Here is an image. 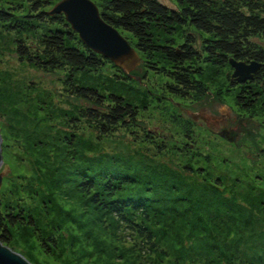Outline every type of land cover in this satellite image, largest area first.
I'll use <instances>...</instances> for the list:
<instances>
[{
    "label": "trees",
    "instance_id": "1",
    "mask_svg": "<svg viewBox=\"0 0 264 264\" xmlns=\"http://www.w3.org/2000/svg\"><path fill=\"white\" fill-rule=\"evenodd\" d=\"M56 1L0 0V30L12 35L18 59L44 72L62 71L63 92L84 101L69 119L84 120L98 138L122 129L136 141L149 142L158 153L168 151L185 159L180 169L171 168L128 153L96 149L85 139L73 154L75 143L71 144L68 154L54 140V154L62 156L47 193L40 195L48 198L42 207L53 202L47 196L50 188L75 196L95 223L118 231L117 238L134 240L135 257L141 261L169 252L166 243L161 248L158 236L168 227L182 235L177 238L181 245L171 252L176 264H264V247L254 241L264 239V234L247 228L251 216L238 197L227 193L217 171L193 161L192 124L186 121L183 139H167L173 142L151 134L141 125V108L128 91L144 82L142 91L155 100L161 95L199 99L207 90L206 72L220 69L239 109L251 112L258 106L264 111V45L254 40H264V0H172L173 6L160 0H104L98 5L101 17L140 56L132 70L139 80L87 47L62 13H49ZM230 58L260 66L251 79L238 81L232 77ZM104 69L108 73L103 80L93 77ZM255 191L256 198L247 200L253 206L262 194ZM48 212L0 199V241L11 247L16 229L24 228L53 253L60 243L54 231L63 228L64 220ZM71 219L81 221L74 215ZM159 262L175 264L171 258L161 257Z\"/></svg>",
    "mask_w": 264,
    "mask_h": 264
},
{
    "label": "rangeland",
    "instance_id": "2",
    "mask_svg": "<svg viewBox=\"0 0 264 264\" xmlns=\"http://www.w3.org/2000/svg\"><path fill=\"white\" fill-rule=\"evenodd\" d=\"M92 1L97 6L104 2ZM160 1L174 5L172 0ZM254 40L264 45V40ZM107 73L108 70L104 69L93 77L98 75L103 80ZM62 77L60 70L44 72L20 61L14 51L12 35L0 30V135L3 159L0 166V170L3 169L0 199L12 204L20 201L37 208L38 212H53L64 220L63 228L56 227L54 231L60 243L53 253H47L40 240L24 228L16 229L11 248L33 264H164L159 262L161 257L166 260L171 258L175 264L178 263L171 252L173 246L181 245L177 238L182 235L175 234L174 229L165 227L158 232L161 248L166 243L165 249L169 246V252L141 261L135 257L138 251L133 246L134 240L125 236L117 238L118 231L103 228L105 223H95L87 217L75 196L63 190L58 194L50 188L49 191L55 194L49 193L47 196L53 202H47L49 206L42 207L48 198L40 195L47 193L54 167L62 156L54 154L57 150L53 145L56 140L59 149L62 147L63 152L66 149L68 154L71 153L68 151L71 144L75 143L73 154L83 147L82 139H85L96 149L128 153L166 167L180 169L178 165L185 159L168 151L158 153L149 142L136 141L122 129L98 138L84 120L69 119L77 115L75 109L84 101L63 92ZM150 79L154 81L153 77ZM203 81L207 90L199 99L165 98L161 95L155 100L142 91L146 87H143L144 82H139L128 91L141 108V125L151 134L167 142L171 141L168 138L181 140L186 121L192 124L194 141L189 142L196 149L193 161L217 171L215 175L223 178L227 193L238 197L251 216L252 222L247 228H253L263 235L264 153L261 147L264 145V111L258 106L251 112L239 109L226 83L225 73L220 69L207 71ZM5 164L7 168L4 169ZM233 180H237L235 185ZM253 189L256 190L254 194L262 193L256 206L247 202L250 198H256L252 196ZM71 215L78 216L81 221H73ZM254 241H261L258 245L264 247V239L255 238Z\"/></svg>",
    "mask_w": 264,
    "mask_h": 264
},
{
    "label": "water",
    "instance_id": "3",
    "mask_svg": "<svg viewBox=\"0 0 264 264\" xmlns=\"http://www.w3.org/2000/svg\"><path fill=\"white\" fill-rule=\"evenodd\" d=\"M62 13L71 29L77 32L80 40L90 49L109 59L130 77L139 80L132 73L140 62V56L115 27L107 23L100 15L98 6L92 0H57L48 11ZM232 77L238 81L251 79L260 63L229 59ZM0 135V166L2 165ZM4 169L7 168L5 164ZM3 169L0 170V181ZM0 264H33L23 254L0 241Z\"/></svg>",
    "mask_w": 264,
    "mask_h": 264
}]
</instances>
